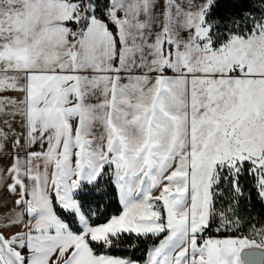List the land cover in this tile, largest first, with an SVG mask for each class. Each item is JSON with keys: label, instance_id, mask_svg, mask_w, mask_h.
Wrapping results in <instances>:
<instances>
[{"label": "snow or ice", "instance_id": "obj_1", "mask_svg": "<svg viewBox=\"0 0 264 264\" xmlns=\"http://www.w3.org/2000/svg\"><path fill=\"white\" fill-rule=\"evenodd\" d=\"M0 264H264V0H0Z\"/></svg>", "mask_w": 264, "mask_h": 264}, {"label": "trees", "instance_id": "obj_2", "mask_svg": "<svg viewBox=\"0 0 264 264\" xmlns=\"http://www.w3.org/2000/svg\"><path fill=\"white\" fill-rule=\"evenodd\" d=\"M141 253H137V255L139 256Z\"/></svg>", "mask_w": 264, "mask_h": 264}]
</instances>
